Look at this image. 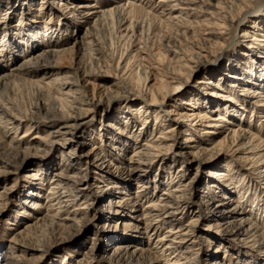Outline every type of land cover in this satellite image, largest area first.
Returning a JSON list of instances; mask_svg holds the SVG:
<instances>
[{
    "label": "rangeland",
    "instance_id": "374dc122",
    "mask_svg": "<svg viewBox=\"0 0 264 264\" xmlns=\"http://www.w3.org/2000/svg\"><path fill=\"white\" fill-rule=\"evenodd\" d=\"M22 1L8 0L10 4L17 6L15 10H10V12L9 9L5 11V6H10L9 3L5 2L0 5V20L6 23L7 32L13 38L11 44L15 47V50L11 52L6 50L5 54H0V74L8 73L10 67L19 64L23 56L29 60L31 67L36 69L38 67L36 65L37 57L44 47L57 44L65 45L67 48L58 57L61 68L55 78L58 77L61 80L70 77L75 78L77 70L82 75L89 73L91 76L84 77L90 78L91 83L86 87L90 93L94 90L102 94L109 88V84L114 80L112 75L119 73L116 64L122 60L124 62L129 61L130 67H135V69L125 79L124 84L117 89L114 97L125 98L128 96L131 86L141 85L145 70L148 74L145 84L154 88L158 86L157 83L162 73L157 69V67H161L155 58L163 50V40L171 36L169 35L170 31L168 32L169 27L164 25L161 28L156 24V27L148 35L146 32H139L138 29L132 32L127 28V25L131 21L138 20L141 15L136 12H127L128 2H125L127 0H118V3L125 6L124 25L118 29L109 22L98 26L94 36L90 38L92 42L83 47V51H80L81 54H77L78 47L76 48L70 42L73 35L83 34L92 26V18L86 21V18H82L78 10L68 6L64 7L61 4L63 0L59 1V4L52 5L53 10L51 11L44 7L41 8V0H28L31 1L30 13H35L36 9H40L37 11L38 14L46 11L49 19H51L50 22H53L47 23L48 26L55 28V24L60 20L66 23L65 27L68 30L62 31L64 26L62 24V28H57V31L48 38L46 35H42L46 32L45 24L36 22L37 24L31 25L34 26L31 28V26L23 23L26 20L22 19L21 11H27V9H25L26 4H21ZM46 1H48L46 2L47 5L52 0ZM69 1L72 0H65V4L68 5ZM74 1L95 3L101 7H109L116 3L113 0ZM151 1L155 2L156 0ZM65 27L64 29H66ZM35 29L40 31L38 35L34 34L35 39H29L28 35L27 37L23 35L31 31L35 32ZM4 30V28H0V32ZM235 30L238 33L239 27L231 29L232 35L236 34ZM26 41L30 43L28 49H26ZM237 41L228 47V56L235 53L240 54ZM136 43L137 46H134ZM145 44H148L146 46L149 47L152 56L144 49ZM233 47L235 48L234 52L231 51ZM25 49L26 51L22 53ZM17 53H20V56H15ZM139 62L141 67L136 66ZM217 63L220 67L218 73L228 71L229 66L225 58L218 59ZM205 67L212 68L213 66L208 63L205 64ZM201 71L198 77L206 72V68ZM20 77L6 83L0 82V100L5 107L11 108H8L10 114H16L17 118L23 115L38 116L40 115L39 107L43 112L44 108L48 110L59 109L61 104L65 103L64 100L59 99L62 95L56 94L57 89L55 91L54 87H48L47 84L43 83L49 78H43L41 75ZM196 80L197 78H194L189 83L180 85V89H176L175 86V89L166 96L165 101L163 100L161 104L157 105H148L149 109L146 106V108L142 107L139 110L142 99L134 98L135 100L128 99L127 102L120 100L114 106L112 105V109L108 111L110 102L107 100L105 110L101 108L96 113L88 114L86 123L78 130V136L75 138L77 141L71 145L63 144L62 135L56 138L57 142L54 144L45 146L41 144V141L39 142V139L45 138L53 127H59L63 122L61 120L42 124L28 120H16L15 122L10 114L0 111L1 121L12 119V122L6 124L0 122V264H122L111 254L113 244L117 241H125V244L130 245L128 254L131 258L134 257L133 259L141 260L146 256H152L153 259L148 260L147 264H172V259H167L169 257L161 254L167 241L157 242L158 236L166 233L168 225L162 224L154 232L153 229L149 228L147 234L144 232L145 228L141 223L140 214L142 208L151 200L166 197L160 195L162 188L166 187L165 184L170 180L166 176H169L174 170H180V168L183 173L177 176L170 185L177 183H185L186 185L185 203L187 204L177 210L178 213L176 212L175 217L178 223L187 226L188 229L185 241L192 245L190 248L192 250L191 253L184 255L192 257L190 264H262L264 262V243L256 241V238L250 234H241V230L238 232V220L240 216L247 215L248 206L243 204L240 207H235L234 202H236L235 204L240 203L236 201L237 197L228 199L222 198L220 195L229 189L230 194L235 195V190H238L242 185L248 186L246 191L240 189L245 194L244 198L246 195H250V191H256L260 195L257 202L260 211L258 214L250 215V217L258 225L259 232L264 234V173H258L257 170H254L256 166L253 162L254 156L257 157L263 151L261 149L252 150L254 156L251 158L252 154L248 152L250 142L245 143L247 139L243 136L242 142L239 139L233 141L231 138L229 142L225 140L219 148L221 150L217 151L216 154H203L201 159H194L186 151L189 150V145L192 143L203 141L210 145L212 138H222L228 134L232 126L236 128L237 123L241 128V135L246 133L245 136H249L252 133L257 138L264 140V111L261 112L258 107V109L253 110L252 114L251 104L246 103H244L245 107L241 116L240 114L237 115L236 112L233 114L232 111L221 110L219 108L224 107L226 102L221 97L215 96L211 88L204 87L199 82H195ZM213 89L217 90V88ZM197 97L202 100L196 105H190L189 101L196 100ZM145 105L146 103H143V106ZM169 108L175 109V112L167 114L165 109ZM191 108L197 111L203 109L212 117H216L217 113L227 111L226 115L228 118L230 115L233 120L232 122H221L222 124L216 128L210 137L203 133L204 129L207 128L206 121L201 124L197 122L194 125H189L193 120H183L178 125L180 128L176 134L178 145H175L171 152L164 154L163 158L161 155L153 157V169L148 172L147 178L152 182L153 179H157L155 191L151 187L147 189L146 194L138 195V192H135L137 181L140 180L137 175L133 174L127 178L125 174H120L119 178L108 180L103 173L91 168L87 162L78 156L87 152L91 148V144L98 146L99 150L102 143L108 142L109 145L105 146L108 149L113 142L115 143L116 135L119 133L113 128L106 127L109 122L117 123L123 128L125 121H127L130 124V128L127 130L132 132L136 128L138 131H142V136L138 140L140 142L151 138L159 131L157 121L160 118L155 121L153 111H160L162 119L165 118L170 123H175L173 119L178 115L176 113ZM143 109H148L149 113L143 115ZM231 114L236 116H231ZM130 117L134 120H128ZM239 117L240 121L237 120ZM241 118L243 120L245 118L244 123ZM259 123L261 124L259 125ZM5 125H7L6 128ZM144 126H146L145 130L142 129ZM127 134H129L128 136L131 135V133ZM187 136H191L192 140L185 141L184 138ZM16 139L23 140V143L20 147L14 146V149H17L14 151L11 150L10 145H15ZM82 141H86V143L82 145ZM128 142L124 152L131 154L139 142L133 146V140L130 139ZM102 151L105 152V150ZM114 151L117 152L118 150ZM73 152L78 155H73ZM113 156L119 158L116 154ZM64 159L67 160L62 165ZM70 162L72 164L65 169L67 163ZM58 170L63 174L65 173L64 175H70L72 180L69 181L53 174V171ZM82 173L88 174V181L77 184L76 178ZM168 173L169 175H166ZM51 178H60L62 183H69L68 188L70 190L73 189L72 186H78L80 192L72 204L69 205V202L67 204L66 202L62 203L63 208L61 209L65 211L60 217H55L50 221L49 217L54 213V210H45L44 198L47 195V187ZM114 180L116 182H110ZM233 184L234 186L237 184L236 188L233 187ZM10 185H12V190H5L4 187ZM59 194L61 193L58 192L56 196ZM225 196L227 197V195ZM127 197L133 198L127 199ZM247 199L249 200L250 197ZM117 200L120 202H115ZM219 200H221V204H218L217 201ZM36 201L40 206L34 205ZM157 202L162 204L164 201ZM109 203L112 211L108 208ZM113 209H117L118 212H113ZM34 217H41L34 236L28 240L21 239L20 231L24 229L27 222H34ZM62 217L65 218L61 219ZM147 221H152V217H148ZM13 237H17L18 240L11 241ZM220 241L221 243H218ZM137 253L141 256L140 258ZM9 254H12L14 258H10V260L6 258ZM184 260L185 258H182L180 262Z\"/></svg>",
    "mask_w": 264,
    "mask_h": 264
},
{
    "label": "bare ground",
    "instance_id": "6f19581e",
    "mask_svg": "<svg viewBox=\"0 0 264 264\" xmlns=\"http://www.w3.org/2000/svg\"><path fill=\"white\" fill-rule=\"evenodd\" d=\"M59 1L62 0H52L46 5V2L48 1L41 0V8L44 7L51 11L53 10V8H51L52 5L56 3L59 4ZM5 2H7V4L9 3L8 0H0V5L1 3ZM113 2L116 3L109 7H101L95 3L75 2L74 0L69 1L67 5L65 4V0H63V3L61 4L64 7L68 6L69 8L78 10L81 17L86 18V21H89L90 18H92V26H90L83 34H76L75 36L73 35V38L70 42L76 48L78 47L77 54H81L80 51H83V47L86 44L89 45L90 42H92L90 38L94 36L98 26L109 22V24H112V26L114 25L115 28L118 29L124 25L123 15L125 14V6H122L120 3H118V0H113ZM125 2H128L127 12H136L141 15L138 20L136 19L133 22L131 21L128 24L129 26L127 25V28L132 32L138 29L139 32L143 31L148 35L151 31H153L152 29L156 27V24L161 28L164 27V25L169 27L168 32L170 31L169 35L171 36L166 37V39L163 40V50L158 54L157 58H155L158 61V65L161 67H157V69L162 73L157 83V87L154 88L145 84V81L148 78V74L145 70L141 85L136 87L131 86L130 90L128 91V96L126 95L127 97L125 98L121 99L114 97L117 89H119V87L124 84L125 79L130 76L135 69V67H130L129 61L126 60L124 62V60H122L118 61L116 64V69L119 71V73L112 75L114 80L109 84V88H107L102 94L94 90H92L90 93L86 90V87L91 83L89 80L90 78H88L91 76L89 73H84L82 75L79 74L77 70L75 78L70 77L65 80L58 79V77L55 78V75L60 72L61 68V62L59 61L58 57L60 54H63L66 51L67 47L65 48V45L50 44L49 46L44 47L43 51L39 53L36 64L38 67L36 69H33L29 64V60L23 56L19 64L10 67V71L8 73L0 74V82L6 83L7 81L21 78L20 76L41 75L43 78H49L48 80H44L43 83L47 84L48 87H54L55 91L57 89L56 94L59 93L62 95L59 99L64 100L65 103H62L61 108L59 109L48 110L44 108L43 112L40 110V107H37L39 109L38 111L40 115L32 117L23 115L21 117L24 119H22L21 117L17 118L16 114H10L8 111L9 106L5 107V105L0 100V111L5 114H10L13 119H15V122L16 120H28L42 124L44 122L52 123L56 120L63 121L59 127H53L46 134L45 138L39 139V142L41 141V144L45 146L56 143V138L60 135L63 136L64 145H71V143L77 141L75 138L78 136V130L86 123L88 114L96 113L99 111V109H103L108 103H106L107 100L110 102V105L107 109L108 111L112 109V105L114 106L120 100L127 102L128 99L135 100L134 98L142 99V102L139 104V110H141L142 107L146 108V106L149 109L148 105L161 104L166 96L175 89V86L176 89H180V85L189 83L190 81L194 80V78H197L195 82H199L206 88H211V91L215 96L221 97V99L226 102L224 107L219 108L221 110L223 109L232 111L233 114L236 112L238 113L237 115L240 114L241 116L242 110H244L245 107L244 103H246L251 104L252 114L253 110L258 109V107L260 108L261 112L264 111V0H156L155 2L151 0H147L145 2L144 0H127ZM23 3L26 4L25 9H27V11H21L22 19L26 20L25 22L23 21L25 25L31 26L33 24H37L36 22L45 24L46 32L42 35H46L48 38H50L52 33L57 31V28H62V24L64 25L62 31L68 30L65 27L66 23H64L62 20L55 24V28L48 26L47 23L50 24L53 22H50L51 19H49V15H47L46 11L38 14L37 11L40 9H36L37 11H35V13H30V10L32 9L31 1L23 0L21 4ZM16 8L17 6L11 3L10 6H5V11L9 9L10 12V10H15ZM53 16L54 15L52 14V17ZM22 25H20V27H22ZM6 26V23L0 20V28L5 29L4 31L0 32V38L2 39L0 42V54H5L6 50L8 52L15 50V47L11 44L13 38L9 36ZM32 27L34 26H31V28ZM64 27L66 29H64ZM233 27L235 29L239 27V32L236 33L235 30L236 34L234 35H232L231 31ZM62 31H59V33H62ZM39 32V29H35V32L31 31L28 34L23 35L26 37L28 35L29 39H35V35H38ZM235 41H237V46L240 47V54L235 53L228 56V47L232 45V43L234 45ZM146 45L148 44L143 46L144 49L147 50L150 56H152L149 47ZM134 46H137V43L134 44ZM26 47V49L30 47V43H27V41ZM22 49H24V47ZM26 49L23 50L22 53L26 51ZM231 51L234 52L235 48H231ZM16 55L20 56V53L15 54V56ZM222 58L227 60L229 68L226 72L218 73L220 67L218 66L219 63H217V60ZM122 62L124 63L121 65ZM208 63H210L213 67H205V64ZM136 66L141 67V63L139 62L136 64ZM203 68H206V72L198 77ZM213 88H217V90H214ZM195 99L196 100H190L189 104L196 105L202 100L198 99V97ZM143 103H146V105L143 106ZM105 109L106 108L103 110ZM148 109H143L142 114H148ZM174 110L175 109L173 108L165 109L167 114L175 112ZM226 112L219 114L217 113L216 117H212L203 109L197 111L191 108L180 113H176L178 115L176 117L174 116L175 118L173 119L175 123H170V121L160 117V111L155 110L152 112L155 116L153 119L157 121V119L160 118L157 121V129H159V131L151 138L144 139L140 142L138 140L142 136V131H138L135 128V131L130 132L127 130L130 128V124L127 123V121H125L123 128H121L122 126H118L119 124L117 123L113 124L112 122H109L106 124V127L113 128L119 133V135H116L118 138L114 137L116 139L115 143L112 141L113 144L110 145L109 149L105 147L106 145L108 146L109 143L105 142V144L102 143L103 145L100 144L101 149L99 150L98 146L91 144V148L87 152L79 155L75 152L72 154L78 155L79 158L87 162L91 168L103 173L105 175L104 177H106L108 180H112V178H119L120 174H125L127 178L133 176V174L137 175L140 180L137 181L138 184L136 186L137 189L135 192H138V195H142L141 193L146 194L147 189L152 187L153 191H155L157 186V179H153L152 182L147 178L148 172L153 169V157H158L161 155V158H163L164 154L171 152L173 147L178 145L176 142V134L180 128L178 125L181 124L183 120H193V122L189 125H194L197 122H200L201 124L202 122L206 121L205 123L207 128L204 129L203 133L210 137V135L215 132L216 128L222 124L221 122H232L233 118H230V115L228 118ZM233 114H231V116ZM130 119L133 118H128V120ZM11 120H0V122L6 124ZM237 120L240 121V117L237 118ZM244 120L241 118L243 123L245 122ZM261 123H259V125ZM235 126L236 128L232 126L228 134H225L222 138H212L210 145L204 143L203 141L195 144L192 143V145H189L190 148L186 152L189 153L194 159H201L203 154H216L217 151L221 150L219 148H221V145L225 142V140L228 142L230 138L233 141L237 139L241 140L243 136L247 139L245 143L250 142V147L248 148L249 153L252 154V150L254 149H261V151H263L257 157H255L253 153L251 158L254 156L253 162L256 166L254 170H257L258 173H264V140L257 138L252 133L249 136H245L246 133L241 135L242 131L239 123H237ZM6 127L7 125H5V128ZM142 129L145 130L146 126L142 127ZM127 133H131V138ZM128 138L133 140L132 146L139 142V144L133 148L131 154H126L124 152L127 148V144L129 143L128 141L130 140ZM184 140L190 141L192 140V137L187 136L184 138ZM14 143L15 145H10V147L11 150L15 151L17 149H14V146L17 145L16 147H20V145L23 143V140L16 139ZM85 143L86 141L81 142L82 145ZM102 150H105V152ZM114 150L118 151L116 152ZM112 152L119 158L114 157V154H111ZM66 160L67 159L63 160L64 162L62 165L65 164ZM67 164L68 165L65 167V169H67L72 163L70 162ZM181 171L182 169L180 168V170H174V172H172L170 175L169 173L166 174L169 175L166 177L170 180L167 181L165 184L166 187L162 188L160 193V195H165L166 197H159L158 200H151L145 205L144 208H142L140 214L141 223H143L145 228L144 232L147 234L149 228L153 229L154 232L155 230H158V227H161L162 224L168 225L166 227V233L159 235L157 242L167 241L162 248L161 254L169 257L167 259H172V264H190L192 259V257L190 258V256L184 255L186 253H191L192 250L190 249L192 245L185 241L186 235L188 234L187 226H182V224L178 223L175 217L176 212L178 213L177 210L181 209L187 204L185 203L186 185L185 183L170 185V183L177 176H180V174L183 173ZM53 174L61 176L69 181L72 180L70 175H64L65 173L63 174L60 170L53 171ZM38 175L41 174L38 173ZM39 177L42 178V176ZM50 180L51 182L47 187V195L44 199L45 210H54V213L49 217L51 221L55 217H60L62 212L65 211L61 209L63 208L61 206L62 203L66 202L67 204V202H69L68 204L70 205L72 202H74L76 195L78 192H80V189L78 186H72L73 189L70 190V188H68L69 183H62V179L60 178H51ZM87 181L88 174L82 173L81 176L76 178L77 184H83ZM120 181H122V179ZM110 182L114 183L116 181L114 180ZM236 186L237 184L235 186L233 184V187L236 188ZM4 188L8 191L12 190V185ZM240 189L246 191L248 186H240L238 190H235V195L230 194L231 191L229 189L226 192L224 191L220 196L222 198L228 199L230 197H237L236 201H239L240 203L235 204L236 202H234L235 207H240L243 204L248 206L247 215L240 216L238 220V232L241 230V234H250L256 238V241H261L264 243V234L259 232L258 225L255 223L254 219L250 217V215L258 214L260 211V206L257 203L260 195L256 191L252 190L250 191V195H246V198H244L245 194L243 191H240ZM58 192L61 194L56 196ZM225 195H227V197ZM247 197H250V199L248 200ZM128 198L133 197H127V199ZM242 198L244 199L242 200ZM157 201L164 202L159 204ZM115 202L120 201L117 200ZM217 202L218 204H221V200ZM34 205L37 207L40 206L37 201L34 202ZM108 208L110 211H112L110 203ZM113 212H118V210L113 209ZM148 217H152V221L148 222ZM63 218L65 217H62L61 219ZM40 220L41 217H34V222H27L24 226V229L20 231V238L23 240H28V238L34 236L36 228L39 224L38 221ZM16 240H18V238L13 237L11 241ZM218 243H221V241ZM129 246L130 245L125 244V241H117L113 244L111 254L122 264H147L148 260L153 259L152 256H146L144 259H139L140 261L138 258H131V256L128 254ZM177 250L178 252H176ZM140 257L141 256L139 255V258ZM6 258L10 260V258H14V256L9 254L6 256ZM182 258H185V260L180 262V259ZM262 264H264V262H262Z\"/></svg>",
    "mask_w": 264,
    "mask_h": 264
}]
</instances>
